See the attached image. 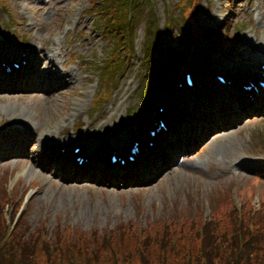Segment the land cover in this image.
I'll use <instances>...</instances> for the list:
<instances>
[{"label":"rangeland","instance_id":"obj_1","mask_svg":"<svg viewBox=\"0 0 264 264\" xmlns=\"http://www.w3.org/2000/svg\"><path fill=\"white\" fill-rule=\"evenodd\" d=\"M7 1L10 2L9 11L16 16L18 25L16 27L7 25L8 18L4 10L3 14L0 13V27L9 32L16 31L33 50L34 73L36 74L38 67L41 71L48 65L55 71L59 69L62 74L58 82L51 84L52 89L30 87L16 91L0 90V124L18 120L27 126L21 143L16 144L15 147H0V176L4 171L10 172L13 169L14 178L19 176L20 179L17 188H27L28 192L34 190L30 196L28 215L32 226L36 221H41L40 218L48 220L49 225H54L58 217L61 225L69 227L72 225L83 229H89L92 226L112 227L117 221L126 222L129 219L144 225L149 216L151 218L165 216L166 218V213L169 214L174 207L178 210L182 209L187 217L189 205L195 202L206 204L210 191L217 190L219 204H223L227 202L224 197L226 192L235 191L236 186L239 187L240 196L244 185L248 184L252 178L251 175L257 172V166L264 174V163L254 164L245 159L254 154H264V113L238 118L242 111H239V114L228 115L226 120L230 125L225 127L224 131H219L217 137L205 135L207 137L194 152L186 155L181 151L182 147L179 151H175L165 163V165L169 164L170 169L165 170L166 166L155 160L153 165L157 164L158 167L164 168L153 169L155 174L151 180L135 184L131 182L124 184L123 181L118 184H109L107 181L102 182L103 175H96L95 179L84 181V179L75 178L77 176L74 172L59 171L58 169L62 166L56 163L50 166L41 164L38 144L40 137H43L46 131H53V134L57 136L58 131L61 130L63 134L60 133L58 138L70 141L78 137L85 138L86 147L95 146L100 139L106 140L108 134L105 132L112 128L126 127V131L132 128L135 134L140 133L141 124L151 116L146 115L145 112L153 109V103L161 93L165 82L164 74L160 75L159 79L140 82L143 71L141 64L144 41L143 22L153 15L156 27L159 25L160 31L166 22L169 6L177 0H151L149 9L145 11V14L141 13L144 15L135 30V40L131 55L127 56L126 69L111 97L100 100L96 106L91 104L92 97L98 92V72L95 66L99 64L108 48L101 32L93 29L95 26H100L101 22L96 14H100L105 6L93 5H96L97 1H99L97 5H103L101 3L103 0H92V2L89 0H40L41 3L39 0ZM255 3L256 0H235V13L229 17L232 24L228 29L224 28V33L234 34L232 47L227 57L223 53H216L214 58L218 66L215 69L231 70L224 64H218L224 59L241 67L242 62L253 52L254 45L251 41L262 37L264 39V35L261 37L264 33V20L255 31L250 30L251 32L243 35L240 33L244 32V29L240 27L248 22L245 21L237 26L233 23L239 17L241 20L248 18V13L244 9H248L250 17L253 13L263 10L262 15L259 14V16L264 19V0H259L260 8H256ZM213 5L217 7L215 1ZM178 11L179 8H175L172 12L179 15ZM200 12V5L197 4L196 17L200 20L201 26L210 24ZM10 22L13 23L14 20L11 19ZM178 24L179 20L176 28H172L168 33L157 32V36L164 37L165 43L175 47L180 54H186L190 44L188 41L192 36L182 38V30L178 28ZM77 28L84 30L82 34L74 30ZM69 33L73 35L72 38L69 37ZM57 37H60V40L54 42V38ZM12 39L10 36V42L17 46ZM38 42L44 46V51L39 49ZM54 44L59 51L58 63L48 62L49 58L46 56ZM70 44L72 45L69 47ZM40 55L46 58L41 61ZM165 67L170 68L167 63ZM165 67L161 71L165 70ZM179 67L180 64L176 68ZM68 70L71 73H68ZM99 76H102L101 70ZM63 79H67L68 82L63 84ZM38 84L39 82L36 81V86ZM83 95L86 96L85 102L81 108H77L73 105V101L75 98L81 99ZM91 118L92 121L87 127L85 119ZM200 136L204 138V135ZM51 141L53 139L49 142ZM49 142H44L45 150H48ZM66 158L68 161V157ZM251 187L249 186L248 190H251ZM254 194H257L255 189ZM214 202L211 204V209ZM207 212L208 207L201 217L204 218ZM68 232L69 229H66L65 234ZM52 236L51 230V239Z\"/></svg>","mask_w":264,"mask_h":264},{"label":"trees","instance_id":"obj_2","mask_svg":"<svg viewBox=\"0 0 264 264\" xmlns=\"http://www.w3.org/2000/svg\"><path fill=\"white\" fill-rule=\"evenodd\" d=\"M105 3V27L116 30L118 38L129 44L126 34L132 33L135 20L146 10L144 0ZM157 42L151 43L154 46ZM254 189L256 186L242 201L247 214ZM224 197L227 202L219 204L218 198L210 217L204 220L200 213L190 219V210L185 217L182 209L174 207L168 218L149 216L142 226L129 219L112 227L71 226L68 234L58 220L52 227V239L42 233L46 227L42 221L34 230L26 223L21 232L1 239L5 220L0 210V264H264V194L260 208L250 210L254 221L250 226L245 225L247 217L243 222L237 220L229 191ZM238 231L244 239L251 235L241 253L236 248Z\"/></svg>","mask_w":264,"mask_h":264},{"label":"bare ground","instance_id":"obj_3","mask_svg":"<svg viewBox=\"0 0 264 264\" xmlns=\"http://www.w3.org/2000/svg\"><path fill=\"white\" fill-rule=\"evenodd\" d=\"M233 71L237 72L236 70H233ZM73 105H76L77 108H80V107L83 105V100H82V98H81V99H75L74 102H73ZM179 109H182V108H181L180 106H176V108H174L173 105H172V108H171V110H170L169 113H170L171 115L175 116V115H176L175 113H176ZM122 131H123V130H122ZM122 131H116L115 129H112V130H110V136H115V135L118 134V132H122ZM42 157H43V158H47V157L50 158V157H52V155H49L48 152L45 151V152L43 153ZM171 164H172V163H171ZM64 165H67V166H68V163H67L66 160H65V162H64ZM168 169H170L169 166H167L165 170H168Z\"/></svg>","mask_w":264,"mask_h":264}]
</instances>
